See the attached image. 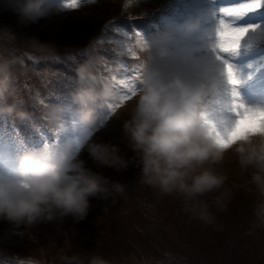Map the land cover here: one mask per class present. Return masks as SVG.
I'll return each instance as SVG.
<instances>
[{"label": "rangeland", "instance_id": "rangeland-1", "mask_svg": "<svg viewBox=\"0 0 264 264\" xmlns=\"http://www.w3.org/2000/svg\"><path fill=\"white\" fill-rule=\"evenodd\" d=\"M124 1L126 10L121 8ZM165 1L85 0L75 9L53 12L38 23L20 25L10 0H0V14L8 16L4 21H0V110H3L0 111V149L7 146L14 150L15 141L21 139L30 147H40L43 143L56 141L62 129L54 128L49 123L47 111L41 108L38 102L49 107L48 111L52 105H60L65 108L66 119H76L75 110L78 105L73 102V94L79 84L78 76L71 73L70 63L85 65L86 59L82 57L84 49L81 46L85 44V47L88 45L90 49H100L102 47H98V42H101L106 48H113V61L104 66L105 68L96 57L90 61L100 65L106 72L104 82L99 83V86L108 84L113 92L109 104L119 106L114 111L108 107L99 110L103 126L93 130L91 142L116 145L119 154L126 160H131L135 154L124 138L122 125L129 119L135 100L131 97L121 103V97L128 95L124 86L128 81L141 85L140 65L143 52L135 46V31L141 32L147 39L158 34L159 30L155 29V26H158L161 32L170 23L178 24L196 19L201 21L202 31L214 29L216 10L221 5L227 6L235 2L173 0L174 4L167 6L164 13L167 10L174 13L179 3H184L187 7L177 13L179 22L160 13L156 16L157 23L148 24V15H144L155 11ZM55 2L60 3L61 0ZM126 12L129 18H136L134 24H137L139 29H134L128 21L121 18ZM260 13L261 11H258V14ZM236 24L251 25L244 20L237 21ZM101 27L104 29L100 32ZM94 41L98 45L92 46ZM130 48L132 51H129ZM262 49L264 24L250 31L234 53L222 54L239 73V101H245V105L249 107L264 108V56H258ZM18 50L30 54L25 57L23 63L33 67L34 77L31 79L35 84H29L28 89L24 90L16 88L13 80L10 84L8 76L19 72L17 66L20 65L15 62ZM101 53L106 52L102 49ZM57 62L60 65H57ZM44 64L47 68L39 70L36 67ZM48 79L53 81L49 82ZM121 81H124V84ZM37 86L33 93L32 87ZM25 100L28 103L32 100L43 115L31 114L35 112L33 109L31 115H25V108L29 106H26ZM216 103L221 109L222 105ZM9 109L11 111H8ZM221 115L226 119H235L226 113ZM63 134H72L67 125H64ZM79 158L84 160L85 166L92 171L112 182L125 185V194H110L106 198L99 195L90 197L89 214L79 222L71 216L33 225H16L0 219V264H61L59 258L63 255L71 256L61 249L63 246L68 248L73 245L71 239L77 242L87 241L92 249L95 245H104L85 237L78 236L75 239L73 236L77 229L91 232L90 235L95 238L110 242L114 252L103 248L104 255L101 256L114 264L124 261V264H227L225 252L229 259L240 256L247 258L246 262L250 264H253L255 253L263 259V252H259V248L261 247L260 251L264 250V204L256 207L253 203L261 201L264 194L248 183V173L241 171L231 152L226 154L223 164L216 166L217 170L227 177L224 188L230 191L231 198L224 213L222 210L212 209L216 217L213 225H205L184 212L181 198L162 195L142 183L140 168L134 163L129 164L127 169L118 171L94 161L86 149L81 151ZM236 187L239 193L235 192ZM244 188L250 190L246 191ZM205 199L211 201L212 197ZM88 218L94 222L84 226ZM85 233L81 232L82 235ZM134 245L139 251H135ZM116 251H119V255L115 254ZM79 252L82 256L85 255L84 257L90 256L86 251ZM91 253L93 254V251Z\"/></svg>", "mask_w": 264, "mask_h": 264}, {"label": "clouds", "instance_id": "clouds-1", "mask_svg": "<svg viewBox=\"0 0 264 264\" xmlns=\"http://www.w3.org/2000/svg\"><path fill=\"white\" fill-rule=\"evenodd\" d=\"M10 4L20 25L67 10L63 0ZM146 41L141 87L122 125L134 157L126 160L116 145L91 142L93 130L103 126L99 110L108 107L113 92L108 84L99 86L97 76L82 66L73 94L76 119H66L60 105L48 112L49 123L62 129L56 141L30 147L21 139L14 150L0 149V219L33 225L71 216L79 222L89 214L90 197L123 196L125 185L85 166L79 158L84 149L94 161L118 171L134 163L142 183L181 198L182 210L205 225L215 223L212 209L224 210L231 198L224 188L227 177L216 167L227 153L234 154L248 183L264 194V133L233 139L225 147L210 130L211 122L223 126L216 103L224 99V86L213 53L215 28L202 31L199 19L170 23ZM64 125L71 135L63 134ZM209 196L211 201L205 199ZM62 259L64 264H110L99 255Z\"/></svg>", "mask_w": 264, "mask_h": 264}, {"label": "snow or ice", "instance_id": "snow-or-ice-1", "mask_svg": "<svg viewBox=\"0 0 264 264\" xmlns=\"http://www.w3.org/2000/svg\"><path fill=\"white\" fill-rule=\"evenodd\" d=\"M82 2H85V0H63V6L67 9H75ZM262 8H264V0H235L230 5H221L214 13L216 25L213 53L219 63V76L224 86V99L217 102L222 105L221 114L225 112L232 113L236 118L230 120L221 115L223 126L218 127L215 122H211L210 130L225 147L233 139L264 133V108L249 107L239 101L237 86L241 83L240 75L222 55L224 53H234L240 47L241 41L246 35L258 27V25L237 26L236 21ZM135 37V46L141 52H144L147 43L146 38L139 31H135ZM129 51H132V49L130 48ZM133 55H135V52H133ZM140 68H142V65H140ZM121 83L124 84V81H121ZM124 86L127 88L128 95L121 97V103L133 97L137 88L141 87V85L131 80ZM118 106L109 104L108 108L114 111Z\"/></svg>", "mask_w": 264, "mask_h": 264}, {"label": "trees", "instance_id": "trees-1", "mask_svg": "<svg viewBox=\"0 0 264 264\" xmlns=\"http://www.w3.org/2000/svg\"><path fill=\"white\" fill-rule=\"evenodd\" d=\"M4 18H8V16L0 14V21H4ZM8 21L11 22L9 19H8ZM83 28H85V27H83ZM82 32L83 31L81 30V33ZM87 32H88V30H87ZM95 45H98V44H96V42L94 41V43H92V46H95ZM81 47L84 49L83 53H86V51L90 49V46L87 45L85 47V44H83ZM98 47H99V45H98ZM1 51H3V49ZM0 54H2V53H0ZM29 55L30 54H27L24 50H18L17 57L15 58V62H16L17 65H20V66H17L19 68V72H16L14 75H11L12 79H9L10 84L12 83V80H13L15 82V87L16 88H21L23 90L27 88L28 82H30V80L28 78L29 68L28 67H26V68L23 67L20 61L25 60V57L26 56L28 57ZM57 65H60V63H58ZM42 68H44V65H42ZM25 109L29 111V107H26ZM125 172H127V171H125ZM93 222H94L93 219L90 220L88 218L86 220V222H84V226H89V224H92ZM139 224H140L141 227L143 226L141 223H139ZM81 232L82 233L86 232V233L84 235H82ZM135 233H137V232H135ZM90 234H91V232L89 233L87 231H84L83 229H80V230L77 229V232L74 233L73 237L75 239H77L78 236L79 237H83V238L85 237V238L91 239L95 243L99 242V243H103L104 245H101V247H96V245H95L93 247V249H92L91 244L88 243L87 241L80 240L79 242H77L74 239H71L72 240L71 244H73V245L68 246V248H67V246H63L61 248L62 251H66V253L71 254V256L72 255H81L82 256L83 254H80V252H79V251H82V250L88 252L89 255H99V256H101V255H104L103 248L106 249V250L110 249V250H112L114 252V249L112 248V246H111L112 244L110 242L105 241L103 239L95 238L94 236H92ZM262 237H263V240H262V242H263L264 241V236H262ZM74 241L76 243H78V244H76ZM27 242H32V241H27ZM81 244H87V245H90V246L87 247V246H83ZM18 246H25V245H18ZM88 248L90 249L89 251L87 250ZM260 248H259V252H261V253L263 252V259H264V250L260 251ZM134 249H135V251H139V248L137 246H135V245H134ZM92 251H93V254L91 253ZM115 254L119 255V251H116ZM224 255H225V258H227V260H228L227 264H250V263L246 262L247 258L244 259V258H242L240 256H233L231 259H229L228 255H227V252H225ZM126 256H125V258H126ZM253 256L255 257V259L252 260L253 264H264L263 259L259 258L258 253H255V255H253ZM62 257H65V256L63 255ZM62 257L59 258V259L57 258V259L61 261V264H64V260L62 259ZM118 258H119V256H118ZM106 260H108V259H106ZM122 261H124V260H122ZM122 261H120V262H122ZM243 261H244V263H243ZM109 262H110V264H114V263H112V261H109ZM124 263H125V261L123 263H121V264H124Z\"/></svg>", "mask_w": 264, "mask_h": 264}]
</instances>
